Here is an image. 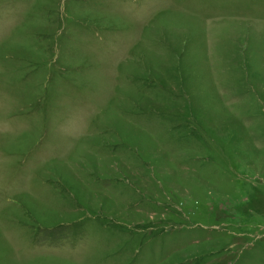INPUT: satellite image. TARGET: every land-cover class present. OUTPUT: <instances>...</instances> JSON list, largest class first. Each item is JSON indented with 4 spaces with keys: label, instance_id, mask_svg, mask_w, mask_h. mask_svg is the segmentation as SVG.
Listing matches in <instances>:
<instances>
[{
    "label": "rangeland",
    "instance_id": "1",
    "mask_svg": "<svg viewBox=\"0 0 264 264\" xmlns=\"http://www.w3.org/2000/svg\"><path fill=\"white\" fill-rule=\"evenodd\" d=\"M0 264H264V0H0Z\"/></svg>",
    "mask_w": 264,
    "mask_h": 264
}]
</instances>
